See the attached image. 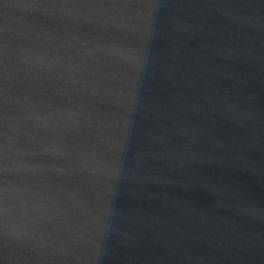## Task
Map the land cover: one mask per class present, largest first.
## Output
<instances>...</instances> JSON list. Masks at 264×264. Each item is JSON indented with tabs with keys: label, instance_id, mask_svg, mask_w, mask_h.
Here are the masks:
<instances>
[{
	"label": "water",
	"instance_id": "obj_1",
	"mask_svg": "<svg viewBox=\"0 0 264 264\" xmlns=\"http://www.w3.org/2000/svg\"><path fill=\"white\" fill-rule=\"evenodd\" d=\"M0 264H264V0H0Z\"/></svg>",
	"mask_w": 264,
	"mask_h": 264
}]
</instances>
